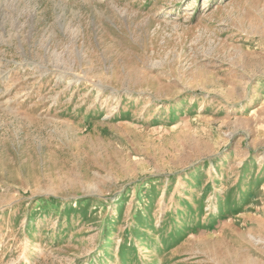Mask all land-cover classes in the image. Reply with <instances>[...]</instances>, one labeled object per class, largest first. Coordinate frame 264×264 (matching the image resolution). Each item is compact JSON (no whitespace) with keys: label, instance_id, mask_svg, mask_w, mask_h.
<instances>
[{"label":"rangeland","instance_id":"rangeland-1","mask_svg":"<svg viewBox=\"0 0 264 264\" xmlns=\"http://www.w3.org/2000/svg\"><path fill=\"white\" fill-rule=\"evenodd\" d=\"M0 264H264V0H0Z\"/></svg>","mask_w":264,"mask_h":264}]
</instances>
